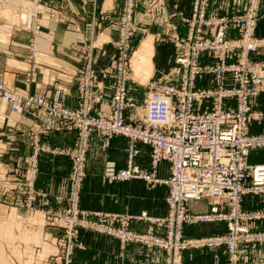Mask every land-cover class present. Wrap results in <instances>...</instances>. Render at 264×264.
<instances>
[{
	"label": "rangeland",
	"instance_id": "374dc122",
	"mask_svg": "<svg viewBox=\"0 0 264 264\" xmlns=\"http://www.w3.org/2000/svg\"><path fill=\"white\" fill-rule=\"evenodd\" d=\"M0 1V18H2V22H0V34L7 36L11 28H19L20 23L15 21L19 20L22 14H26L25 16L31 15L35 20L33 30L31 31L32 35L28 43V63L23 68V71L26 73L25 81L29 85L32 74L35 72V65L41 60V56L37 55L38 51L36 47V37L40 31V24L36 22V19L37 14L43 10L41 6L42 0H32L33 4L29 8L24 9V11L18 9L9 11V9L3 7L6 1ZM210 1L193 0L190 15L185 17L181 14V20L187 26V34L185 36H181L175 28L170 27V31L166 35L155 36V38L148 37L152 41V72L150 75L146 74L147 77L144 75L140 79L141 77H137L134 73L133 62L142 43L148 38L146 35L143 37L139 35L136 41H134L133 38L139 31V27L135 21L137 0H123L122 12L116 24L117 40L114 42L116 55L111 71H98L93 61L89 60L85 65L76 69L72 75L77 89V105L75 107L53 101L42 93L31 94L27 91L21 94L0 78V82L8 90L21 97L19 110L15 111L13 105L10 103H5L4 106L1 100L3 95L2 97L0 96V117L5 118L4 112L23 115L26 111H32L37 119H47L75 132L74 144L69 148H52L48 145H40L38 143L39 135L44 134V130L34 133L32 135L33 153L30 156L28 167L23 171L22 175H20L21 169L19 166H15L13 168L14 176L11 177V174L8 172L9 169H5L6 172H4L2 165L5 163H0V226L4 222L9 221L10 217L14 216L15 219L12 222L13 226L7 238L0 235V247L7 263L75 264V258L79 256L80 251L84 250L80 237L89 233L98 237L111 238L118 243L121 251H124L130 244L141 245L146 248L148 253L156 256L154 264H187L186 259L189 257V253H199L198 264H264V218H254L255 215L264 216V210L246 211L243 209L244 199L247 195L253 197H264V195L247 194L243 196L240 203L241 214L231 222L233 226L245 229V234L241 232L235 234L230 229L228 219L198 221L195 223L187 221L182 223L179 215L177 213L174 214L173 209L169 205L170 189L164 183L171 176V164L161 160L157 164L156 169H152L151 146L142 141H136L133 146V151L135 152H132L130 151L131 144L128 137L122 134H112L108 137L97 129L89 131L86 135L82 131L83 125L80 123L82 122L81 119H66L54 112L56 108L59 111L60 109H64L74 113L80 111L77 115L81 116L88 109L89 120L99 121L102 118L108 119L111 116L112 99L117 79L123 78L126 102L129 105L123 110V123L132 127L142 126L144 125L142 113L148 96L152 91L151 85H172L169 83H175L172 86L177 88L181 86L184 71L178 64L177 59L180 55L184 54L185 49L183 48V44L191 38L190 44L194 45L196 41L194 38L197 36L202 37L205 41H212L220 29L224 33V41L236 45L229 50L226 56L227 64L238 65L242 61L244 51L239 44L247 39L258 43L255 49L247 52V62L253 67L263 66L264 36L258 35L257 28L261 18L260 7L264 0H242L241 7L237 6L229 9V13L221 16L208 14ZM128 13L130 14V18H127ZM229 30L236 33L234 38L228 36ZM6 41L5 38H0V44H4ZM160 47L167 52L165 55L159 54ZM253 55H259L260 58H263L254 60ZM202 56L210 57L212 61L202 64L200 63ZM159 61L161 66L156 65L158 64L156 62ZM121 63L123 64V68L120 70L119 64ZM197 63L201 67H207L215 65L217 62L214 54L204 52L199 55ZM103 74L112 78V95L106 109L103 108L105 104V92L99 80ZM43 76L49 83L55 80V77L49 73H45ZM201 77L208 78V81H210L209 87L197 86V79ZM82 84L86 85V92L81 90ZM226 86L231 87L232 85L226 84ZM215 87V84L212 82V76L201 74L196 77L193 90L208 91ZM262 94L264 92L249 99V114L252 117L261 116L259 119H251L248 124V134L252 136L264 133V129L258 134H250L249 132L253 121H262L264 119V111L259 110L261 104L259 100L256 101ZM99 96L101 98L98 101ZM37 98H40L43 104L34 103ZM28 99L31 102H28ZM227 102H233V105L228 106ZM223 104L226 109H236V102L232 99L224 100ZM211 105V100H203L202 102L195 103L194 110L197 113H204L212 107ZM93 135L102 138L106 143L114 136H122L127 140L125 167L116 172L105 174V182L142 181L152 189L162 185L167 187L166 195H163V193H157L156 195V201L153 206L155 215L150 216L147 212H141L139 215L106 213L100 210H86L83 207L82 190L86 179L87 154ZM139 145L149 149L148 170L141 169L136 163L140 155ZM263 150L264 148L250 151L247 155V163L251 166L264 165V163L250 164L248 162L251 152H257L254 153L251 160L253 159L255 162L263 161L264 156L260 154V151ZM40 153H48L69 159L70 174L67 191L64 195H54L52 198H49L46 193H42L36 189L38 156ZM161 163L168 165L169 176L166 179H159L157 177ZM130 165L136 167L141 175L146 174L151 176L154 174L153 177L158 182L148 183L142 178L117 179L116 177L119 173L127 171ZM251 184V180L245 182V186L247 187L251 186ZM190 203H197V206L200 208L207 207L208 210L202 213L196 211L192 213L188 208ZM213 206L205 199L190 201L186 203L185 211L188 216L193 217L210 215ZM216 207L222 215H230L231 210L225 202H219ZM222 207L226 209H222ZM165 208L166 213L164 214ZM242 215L246 217H241ZM139 223L145 224L144 229L140 231L132 229L133 224ZM180 226L181 228L179 229ZM196 226H202L203 228H201L204 229L199 232L200 235H195L194 237L186 236L185 229ZM212 226H215V229L219 228L220 233H216L215 231L213 234L210 229ZM48 229L53 231L50 232ZM35 232L39 233L40 239L37 241L24 240L25 236L31 237ZM122 232L131 236V238H121V236L116 235V233ZM217 238L221 239V241L218 243L211 241ZM230 239L237 240L235 247H230L228 244ZM45 250L46 252H44ZM147 256L146 254V257H144L145 264ZM213 256L215 257L214 263L211 261ZM80 259H82V255L77 258L78 261ZM77 264L80 263L77 262Z\"/></svg>",
	"mask_w": 264,
	"mask_h": 264
},
{
	"label": "crops",
	"instance_id": "0c3cea01",
	"mask_svg": "<svg viewBox=\"0 0 264 264\" xmlns=\"http://www.w3.org/2000/svg\"><path fill=\"white\" fill-rule=\"evenodd\" d=\"M4 8L20 10L29 8L32 0H5ZM193 0H137L135 21L139 31L134 36L136 41L139 35L154 37L166 35L173 27L181 36L187 34V26L182 22L181 14L185 17L191 13ZM1 2V1H0ZM242 0H211L208 14L221 16L229 13V9L241 7ZM43 10L37 14L36 22L40 24V31L36 37L37 55L41 56L40 62L35 65L31 83L25 81L26 73L23 68L28 63V43L32 35L35 20L31 15L22 14L19 20V28H11L5 38V43L0 44V78L9 86L14 87L19 93L27 91L31 94L42 93L49 99L60 102L63 105L75 107L77 105V89L74 71L85 65L87 61H93L98 71H111L116 50L114 42L117 40L116 24L121 15L123 0H42ZM261 18L257 33L264 36V1L260 7ZM24 16V17H23ZM14 17V16H13ZM2 18H0V22ZM13 21V20H12ZM228 36L234 38L236 33L228 31ZM157 50V49H156ZM160 55L167 52L160 47ZM174 54V53H173ZM263 58V57H261ZM259 55H253L254 60L261 59ZM210 57L202 56L200 63H210ZM161 66L160 61L156 62ZM173 64V63H172ZM49 73L55 80L47 82L43 74ZM105 92V104L108 107L112 91L111 76L103 74L99 79ZM174 85L175 83H169ZM198 87H209L207 77L197 79ZM259 100L264 111V94ZM228 106L233 102H227ZM263 106V107H262ZM7 114V115H6ZM0 117V163L4 172L9 169L11 177L14 176V167L19 166L20 175L27 169L30 156L33 153V137L37 131H43L39 135L38 143L52 148L72 147L75 140V132L64 128L58 123L47 119H37L32 111H26L23 115L4 112ZM264 129V119L253 121L250 125V134H258ZM127 140L122 136H114L107 143L100 137L93 135L87 154L86 179L82 190L83 207L86 210H100L106 213L139 215L147 212L155 215L154 203L157 193L166 195L167 187L158 186L149 188L142 181H115L107 183L104 175L123 169L126 164ZM140 155L136 160L137 165L143 169L149 168V149L139 145ZM264 156V150L260 151ZM251 152L248 158L250 164L255 162ZM255 158V157H254ZM9 163V164H6ZM12 169V170H10ZM70 174V161L66 157L40 153L38 156V176L36 189L46 193L49 198L54 195H64L68 187ZM169 176L168 165L161 163L157 177L166 179ZM158 191V192H157ZM55 207V206H54ZM189 210L193 213L206 212L207 207L200 208L197 203H190ZM225 207H222L224 209ZM226 209V208H225ZM243 209L246 211L264 210V197L246 196ZM164 214L166 213V208ZM163 214V215H164ZM133 224L132 229L140 231L145 224ZM202 226L187 227L185 234L188 237L200 235L204 230ZM211 231L220 233V229L212 226ZM50 230V229H48ZM53 230H50V232ZM210 234V233H209ZM84 250L79 252L82 259L77 256L75 264H154L156 256L148 253L145 247L137 244L128 245L124 251L118 243L108 237H98L85 234L80 237ZM199 253H189L187 264H198ZM214 256L211 258L214 263Z\"/></svg>",
	"mask_w": 264,
	"mask_h": 264
},
{
	"label": "built area",
	"instance_id": "2783aa9c",
	"mask_svg": "<svg viewBox=\"0 0 264 264\" xmlns=\"http://www.w3.org/2000/svg\"><path fill=\"white\" fill-rule=\"evenodd\" d=\"M127 18H130L129 13ZM194 39V45L190 44L191 38L183 44L184 54L177 59L184 71L181 86L151 85L152 91L142 113L144 125L132 127L123 123V110L129 106L123 78L117 79L111 116L108 119L91 121L88 109L81 116L77 115L80 111L74 113L56 108L54 112L66 119H81L82 131L86 135L97 129L108 137L112 134L128 137L132 152H135L133 146L136 141L151 146L152 169H156L161 160L171 164V176L164 183L170 189L169 205L182 223L228 219L230 229L235 234H245V229L233 226L231 221L241 214L243 196L264 195V165L251 166L246 161L250 151L264 148V133L257 136L248 134L250 120L261 118L249 114L248 104L249 99L264 92V65L253 67L247 62V52L255 49L258 44L247 39L239 44L244 51L242 61L238 65L227 64L226 56L236 45L224 41L222 29L212 41H205L199 36ZM204 52L214 54L217 63L213 66H199V55ZM122 65L119 64L120 70ZM201 74L212 76L216 87L208 91H194V81ZM226 84L232 86L227 87ZM85 87L82 84L81 90L86 92ZM0 96L5 103L12 104L15 111L19 110L21 97L8 90L2 82ZM227 99L236 102V109L224 108L223 102ZM203 100H211L212 107L204 113L195 112V103ZM34 103L43 104L40 98L35 99ZM153 175H141L136 167L130 165L127 171L120 172L116 178H142L148 183H157ZM247 180L252 182L249 187L245 186ZM202 199L214 205L212 213L188 216L186 203ZM219 202L229 206L230 215L219 213L216 207ZM254 218L264 216L255 215ZM116 235L131 238L124 232ZM211 241L218 243L221 239ZM236 242V239H230L228 244L235 247Z\"/></svg>",
	"mask_w": 264,
	"mask_h": 264
},
{
	"label": "bare ground",
	"instance_id": "6f19581e",
	"mask_svg": "<svg viewBox=\"0 0 264 264\" xmlns=\"http://www.w3.org/2000/svg\"><path fill=\"white\" fill-rule=\"evenodd\" d=\"M151 43H152V41H151L150 38H148L147 40H145L142 43V46L139 49V51L136 53V56H135V59H134V62H133V70H134V73H135V75L137 77H139V78L141 77L140 79H142L144 75L147 77V75H150L151 72H152V64H151L152 44ZM1 100H2V102L4 104V106H5L4 99L1 98ZM13 220H15L14 219V216L13 217H10V220L9 221L4 222L0 226V235L2 237L7 238V235L10 233L11 228L13 226V223H12ZM25 239H26V241H28L29 239L32 240V241H37L38 239H40L39 233L38 232L37 233L35 232V233L32 234L31 237L30 236H25L24 237V240ZM44 249H45V247H44ZM46 250L44 252H46ZM0 264H9L4 259L3 251H2V248L1 247H0Z\"/></svg>",
	"mask_w": 264,
	"mask_h": 264
}]
</instances>
